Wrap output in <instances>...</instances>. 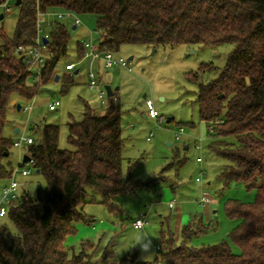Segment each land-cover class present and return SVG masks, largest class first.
I'll return each instance as SVG.
<instances>
[{
    "label": "trees",
    "instance_id": "obj_1",
    "mask_svg": "<svg viewBox=\"0 0 264 264\" xmlns=\"http://www.w3.org/2000/svg\"><path fill=\"white\" fill-rule=\"evenodd\" d=\"M37 4L20 0L16 30L11 37L2 35L0 43V180L6 182L14 169L8 159L14 140L4 132L10 102L14 95L32 99L68 53V25L57 21L45 43L41 79L33 81L18 47L34 43ZM39 5L44 12L94 14L102 52L116 53L127 44H233L218 77L200 85V116L208 125L213 123L216 139L209 150L227 161L219 174L223 185L243 184L256 190L257 197L254 202L226 205L228 216L240 220L229 234L240 254L227 241L189 245L193 235L207 229L199 217L182 228V243L162 232L160 254L153 261L137 253L118 258L111 243L97 256L98 244L90 240L71 254L66 238L76 233L79 221L91 222L84 212L86 204L98 202L119 214L116 197L153 181L135 179L131 167L124 174L121 105L115 93L103 113L95 114L86 105L84 118L69 122L68 141L74 149L59 146V125L32 124L37 136H31L27 155L46 186H39L35 195L22 189L8 202L6 216L17 232L0 223V264H264V0H39ZM84 52L79 42V56ZM73 83L74 75L67 74L64 89Z\"/></svg>",
    "mask_w": 264,
    "mask_h": 264
},
{
    "label": "rangeland",
    "instance_id": "obj_2",
    "mask_svg": "<svg viewBox=\"0 0 264 264\" xmlns=\"http://www.w3.org/2000/svg\"><path fill=\"white\" fill-rule=\"evenodd\" d=\"M9 5L10 12L4 13V9L0 8L5 16L0 20V43L2 35L13 36L19 19L20 8L16 0H11ZM79 17L82 23L77 28H73V19L65 20L70 31L68 53L57 64L51 80L41 84L32 99L13 96L8 110L9 123L4 132L14 141L23 135L37 136L31 129L32 124H56L60 126L59 146L74 149L68 141L69 122L81 121L86 105L91 106L95 114H101L112 101V97L106 94L103 102L99 89L90 87V59H81L84 53L81 56L78 53L79 42L99 44L96 17L94 14ZM233 47L230 43L179 44L173 47L127 44L116 55L131 62V69L119 65L105 68L101 61H95L93 68L99 87H119L115 93L121 105L124 174L127 175L131 167L135 179L153 181L136 188L134 193L116 197L115 201L122 209L119 214H113L98 202L86 204L84 212L91 222L79 221L76 233L66 238L65 244L71 254L80 251L81 242L90 240L98 244L97 256L111 243L118 258L137 253L142 260L153 261L160 254L157 246L161 233H172L177 242L182 243V228L195 217L202 218L207 229L193 235L187 241L189 245L227 241L234 253H241L240 247L229 236L240 220L228 216L226 205L232 201L254 202L257 191L249 190L243 184L223 185L219 174L227 161L209 150V144L216 139V135L201 119L198 100L201 83L218 77ZM69 61L77 63L79 73H75L76 69L67 71ZM67 74L74 75V83L65 90L63 84ZM196 74H199L198 79L194 78ZM55 75L59 76V80L55 79ZM161 91L163 94H159ZM147 99L153 101L160 118L148 115ZM55 101L61 104L53 110L50 104ZM16 103L23 109H18ZM29 106L31 110L24 109ZM15 127H19L20 131L15 132ZM180 127L184 130L177 138ZM27 148V144L12 147L8 159L15 169L20 168L21 157L27 153ZM26 167L31 173L27 176L17 173L15 179L21 188L35 195L38 187H45L46 182L31 165ZM197 176L201 177V181L196 180ZM5 183L0 180V192ZM89 191L100 198L97 192ZM203 194L213 198L208 204L211 206L203 208L198 205ZM174 201L181 206L180 210L176 211ZM4 205L8 207L7 202ZM140 213L147 215V224L141 230L133 226ZM0 223H7L14 233L17 232L8 216H0ZM138 233L149 236L151 248L148 251L135 245Z\"/></svg>",
    "mask_w": 264,
    "mask_h": 264
},
{
    "label": "built area",
    "instance_id": "obj_3",
    "mask_svg": "<svg viewBox=\"0 0 264 264\" xmlns=\"http://www.w3.org/2000/svg\"><path fill=\"white\" fill-rule=\"evenodd\" d=\"M11 0H5L0 3V8L4 9V13L11 11V6L9 5ZM37 36L34 40V43L29 47L19 46L18 50L23 51L25 54V61L28 64L29 71L32 72V79L33 81H39L41 79L43 67L45 64V42L44 38H49L50 31L54 30L57 21H65L73 19V24L75 26L81 25V19L79 15L75 14L72 11L58 9V10H49V11H42L40 9L39 0H37ZM0 14H3L0 12ZM4 15V14H3ZM53 17V18H50ZM85 52L81 59H90L91 68L88 72L90 82L89 85L91 88H98L99 97L105 102V95L107 94L106 89H101L99 87L97 81V73L94 71V63L95 61H101L105 68L113 67L115 65L128 67L131 69V62L126 60L123 57L117 56L116 53L112 51H105L102 52L99 48V44L94 43L92 41H84L83 43ZM77 67V63L74 61H70L66 64L67 71L73 72ZM151 102V106L149 104ZM60 101H55L50 104V108L55 110L58 109L60 105ZM146 107L148 109V115L151 118H160L159 111L156 109L152 100H146ZM31 106L25 107L24 109L31 110ZM211 131H214L213 123L209 125ZM183 127H180V131L177 134V138L180 137L181 132L183 131ZM150 139V137H148ZM33 143V138L31 136H21L18 140L14 141V146L21 147L23 144H31ZM198 160H201L200 158ZM34 160L30 157V160L24 162V156L21 157V164L20 168H14L13 174L10 180H8L5 184H3L1 188V199H0V216L7 215V207L4 205V202H9L11 200L17 199L21 195V185L15 179V175L17 173H21L22 175L26 176L31 173V170L28 169L27 165H33ZM24 165V166H22ZM22 167V168H21ZM197 181H201V177L198 176L196 178ZM210 202V198L204 194L200 200L202 205H205ZM147 215L145 213H140V215L133 221V226L136 229H143L147 224ZM160 246H157L159 250ZM156 264H162L161 261L156 262Z\"/></svg>",
    "mask_w": 264,
    "mask_h": 264
},
{
    "label": "clouds",
    "instance_id": "obj_4",
    "mask_svg": "<svg viewBox=\"0 0 264 264\" xmlns=\"http://www.w3.org/2000/svg\"><path fill=\"white\" fill-rule=\"evenodd\" d=\"M159 94H163L162 91ZM151 106V102H149ZM146 234H137L135 237V245H140L143 251H148L151 248V240Z\"/></svg>",
    "mask_w": 264,
    "mask_h": 264
},
{
    "label": "water",
    "instance_id": "obj_5",
    "mask_svg": "<svg viewBox=\"0 0 264 264\" xmlns=\"http://www.w3.org/2000/svg\"><path fill=\"white\" fill-rule=\"evenodd\" d=\"M16 4L19 5L20 4V0H17L16 1ZM3 17H4V15L3 14H0V20H2ZM74 28H76V27H74ZM47 41H48V39L47 38H44V42L47 43ZM130 59H132V57H130ZM55 79L56 80H59V76L57 75ZM105 89H106L107 95L109 97H112V96H114L115 91L119 89V87H116V89H113L110 85H106L105 86ZM20 108H21V105L19 104L18 105V109H20ZM170 120L171 119H168V121H170ZM28 160H30V157L27 154L24 155V162H26Z\"/></svg>",
    "mask_w": 264,
    "mask_h": 264
},
{
    "label": "crops",
    "instance_id": "obj_6",
    "mask_svg": "<svg viewBox=\"0 0 264 264\" xmlns=\"http://www.w3.org/2000/svg\"><path fill=\"white\" fill-rule=\"evenodd\" d=\"M57 10H58V9H57ZM50 18H53V17H50ZM61 22H65V21H61ZM74 27L77 28L78 26L73 25V28H74ZM81 57H82V56H81ZM69 62H70V61H69ZM75 73H79V69H77V67H76V71H75ZM18 105H19V103H16L17 108H18ZM20 109H23V107L21 106ZM14 131H15V132H19V131H20V128H19V127H15V128H14ZM187 148H188V146H187ZM26 154H27V153H26ZM26 154H24V155H26ZM24 155H23V156H24ZM197 177H198V176H197ZM139 180H141V179H139ZM209 184H211V182H209ZM22 189H23V188H22ZM203 195H204V194H203ZM203 195H202V196H203ZM206 195H207V194H206ZM207 196H208V195H207ZM208 197L210 198V202H209V203H207V204H205V205H202V204L200 203V201H199L198 205H199L200 207H203V208H206V207H208V206H211V205H208V204H211V203H212L213 198H212L211 196H208ZM201 198H202V197H201ZM200 200H201V199H200ZM174 204L176 205L177 203H175V201H174ZM175 205H174V206H175ZM180 207H181V206H179V204L176 205V208H177L176 211H177V210H180ZM134 228H135V227H134ZM140 230H141V229H140Z\"/></svg>",
    "mask_w": 264,
    "mask_h": 264
}]
</instances>
